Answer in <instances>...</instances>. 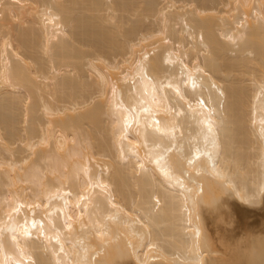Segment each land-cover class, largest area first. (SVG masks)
<instances>
[{"label":"bare ground","instance_id":"6f19581e","mask_svg":"<svg viewBox=\"0 0 264 264\" xmlns=\"http://www.w3.org/2000/svg\"><path fill=\"white\" fill-rule=\"evenodd\" d=\"M0 264H264V0H0Z\"/></svg>","mask_w":264,"mask_h":264}]
</instances>
